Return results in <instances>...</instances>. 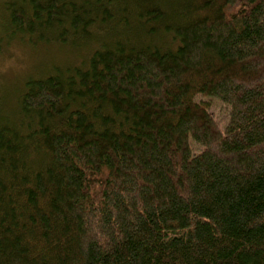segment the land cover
Wrapping results in <instances>:
<instances>
[{
	"label": "trees",
	"instance_id": "16d2710c",
	"mask_svg": "<svg viewBox=\"0 0 264 264\" xmlns=\"http://www.w3.org/2000/svg\"><path fill=\"white\" fill-rule=\"evenodd\" d=\"M2 9L8 39L87 55L0 108V264H264V0Z\"/></svg>",
	"mask_w": 264,
	"mask_h": 264
},
{
	"label": "rangeland",
	"instance_id": "374dc122",
	"mask_svg": "<svg viewBox=\"0 0 264 264\" xmlns=\"http://www.w3.org/2000/svg\"><path fill=\"white\" fill-rule=\"evenodd\" d=\"M4 1L0 0V25L4 17L2 9ZM60 47L59 45H48L32 47L18 39H8L4 36L3 28L0 27V101L3 109L2 114L16 106L17 94L21 91L26 77L39 76L52 69V65L74 61L87 55V50H72L71 48ZM197 101H208L209 112L218 120L220 128L227 123L229 118V106L216 97L195 96Z\"/></svg>",
	"mask_w": 264,
	"mask_h": 264
}]
</instances>
